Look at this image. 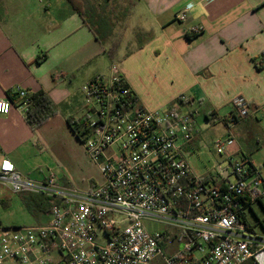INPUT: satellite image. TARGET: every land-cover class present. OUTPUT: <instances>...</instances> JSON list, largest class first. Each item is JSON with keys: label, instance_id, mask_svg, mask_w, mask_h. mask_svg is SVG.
I'll list each match as a JSON object with an SVG mask.
<instances>
[{"label": "crops", "instance_id": "obj_1", "mask_svg": "<svg viewBox=\"0 0 264 264\" xmlns=\"http://www.w3.org/2000/svg\"><path fill=\"white\" fill-rule=\"evenodd\" d=\"M81 1L85 22L67 0H0V99L20 87L29 95L47 97L56 110L36 127L15 107L0 115V161L9 160L31 181L43 182L53 175L62 190L82 194L102 184L99 169L84 149L81 153L99 173L96 179L88 176L84 186L67 178L58 181L52 173L32 175V171L40 173L35 153L44 147L59 160L60 134L82 147L68 122H76L73 115L84 102L81 87L96 76L108 77L110 65L116 63L145 108L165 107L184 95L191 112H202L205 121L251 129L255 148L227 149L230 155L240 153V161L260 173L251 153H264V0ZM183 11L185 20H177ZM119 25L120 46L110 60L106 49ZM193 28L199 32L193 34ZM237 98L247 106L244 117L235 114ZM226 138L234 139L229 133L218 139ZM217 171L200 178L221 186L236 181L227 168ZM16 194L33 218L29 226L48 223V211L39 208L30 193Z\"/></svg>", "mask_w": 264, "mask_h": 264}, {"label": "built area", "instance_id": "obj_2", "mask_svg": "<svg viewBox=\"0 0 264 264\" xmlns=\"http://www.w3.org/2000/svg\"><path fill=\"white\" fill-rule=\"evenodd\" d=\"M176 18L184 21L185 11ZM81 93L84 114L71 124L104 182L82 194L62 190L53 175L31 181L2 159L0 180L12 192L40 194L52 204L46 225L0 227V264H264V236L239 221L264 195V176L234 163L236 181L221 190L193 173L182 150L195 136L194 114L182 111L189 104L184 95L145 108L116 63ZM13 94L15 102L0 99V115L15 107L26 117L31 95L20 87ZM234 109L247 115L241 98ZM232 142L217 139L216 152ZM145 221L170 232L150 233ZM167 239L181 241L182 250L165 248Z\"/></svg>", "mask_w": 264, "mask_h": 264}, {"label": "rangeland", "instance_id": "obj_3", "mask_svg": "<svg viewBox=\"0 0 264 264\" xmlns=\"http://www.w3.org/2000/svg\"><path fill=\"white\" fill-rule=\"evenodd\" d=\"M117 28L120 29L114 39L120 40L121 42L122 35L120 32L122 26L119 25ZM187 110L191 112V106L188 105L185 109H182L183 112ZM83 114L84 102L82 103V107L73 115L74 121L79 120ZM221 116L223 118V115ZM193 121L195 136L182 150L183 157L188 162L193 173L199 178L217 173V168H221V166L227 168L228 172L231 173L232 165L241 162L240 153L230 155L227 148H225L221 155L216 152L214 143L219 137L227 135L228 133L231 134L234 138L232 139L233 142L231 147L234 146V148L239 146L243 150H247L256 147L254 132H252L251 129L244 130L240 125L234 126L235 124L232 122L228 123L227 126L221 121L207 122L204 120L202 112H200V114H194ZM256 133H258V131ZM50 138H53L52 133L50 134ZM59 138L61 142V152L59 150L56 151L59 160L55 158L51 151L52 149L44 147L40 153L37 150L35 156L37 157L36 162L38 166H40V173H38L39 170L37 169L36 171H32V175L37 176L40 174V176H47L49 173H52L58 181L67 178L72 181L73 184L80 187L86 184L88 176L95 179L98 178L99 173L97 168L86 160V157L81 153L84 149L83 145V148L79 147L61 134ZM251 158L254 167L260 172L259 174L264 176V153L253 151L251 153ZM60 165L61 167H59ZM230 176L231 182H234L235 177L233 174H230ZM251 208V210L246 212L247 220L253 226L255 232L264 236V195L260 197L259 201L253 203ZM33 224V218L26 210L20 195L12 192L7 185L0 182V227L10 228ZM145 226L150 233L170 232L165 224L159 222L145 221ZM164 245L165 248H169L172 251H180L183 247L181 241L170 243L169 239L164 242Z\"/></svg>", "mask_w": 264, "mask_h": 264}, {"label": "trees", "instance_id": "obj_4", "mask_svg": "<svg viewBox=\"0 0 264 264\" xmlns=\"http://www.w3.org/2000/svg\"><path fill=\"white\" fill-rule=\"evenodd\" d=\"M67 2L71 6V8L85 22V18H84L85 11H84L83 2L81 0H67ZM119 46H120V40L118 41L116 39H113L110 42L109 47L106 49V54L110 60H113L116 57ZM8 98L12 102L16 101V97L14 94H9ZM31 98L33 100V103L27 112L26 121L31 126L36 127V126L41 125L43 122H45L50 116L55 114L56 110H55V107L53 106L52 102L47 97H45L43 95H31ZM68 122H69L71 128L73 129V131L75 132L76 128L73 127L70 120ZM76 124L78 125V123H76ZM75 134L77 135V137H79L78 132H75ZM247 165L249 166V169L251 171H255L253 166L250 163L247 162ZM216 186H218L221 190H223L225 187V186H221L220 184H217ZM29 196H30L31 200L34 203H36L39 208L47 210V211L49 210L50 205L52 204L51 198L45 197V196L40 195V194H33V193H30ZM239 221L246 223L247 226L249 227V229L252 230L253 226L252 225L250 226V223L247 220L246 214L241 213L239 215Z\"/></svg>", "mask_w": 264, "mask_h": 264}]
</instances>
